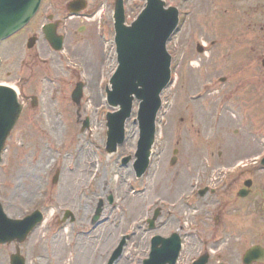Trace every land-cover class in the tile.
Returning <instances> with one entry per match:
<instances>
[{"label": "rangeland", "instance_id": "1", "mask_svg": "<svg viewBox=\"0 0 264 264\" xmlns=\"http://www.w3.org/2000/svg\"><path fill=\"white\" fill-rule=\"evenodd\" d=\"M69 1L44 0L29 27L0 50L5 60L0 84L14 87L23 78L20 102L27 95L37 96L39 103L25 109L0 167L6 213L15 219L40 210L48 221L19 246L27 264H106L126 235L124 255L116 264H143L151 237L181 226L182 235H188L183 264L199 257L205 244L228 264H238L250 245L264 246V169L256 164L246 173H230L239 162L251 164L264 155V0H164L167 8L175 6L184 14L169 44L177 83L163 94L151 168L141 179L132 164L122 165L125 157L134 162L138 103L127 122L125 144L115 154L106 152V115L115 111L105 94L117 69L115 1L99 0L100 7L87 19H69L59 29L67 35L64 51L56 53L41 26L49 14L53 22L64 20ZM88 1L90 9L97 0ZM145 5L146 0H126L127 25ZM35 34L40 40L32 53L26 44ZM197 44L205 53L197 51ZM76 67L90 80L79 107L72 93L85 78ZM86 121L89 128L82 131ZM176 149L178 159L171 165ZM244 177L255 182L254 192L240 199L236 192L242 186L235 182ZM211 182H226L225 193L193 194ZM190 195L195 198L188 204ZM100 200L105 210L92 226ZM157 208L162 210L159 230L150 232L147 220ZM66 210L74 213V223H60ZM217 236L221 245L212 241ZM16 246H0V264H11Z\"/></svg>", "mask_w": 264, "mask_h": 264}, {"label": "water", "instance_id": "2", "mask_svg": "<svg viewBox=\"0 0 264 264\" xmlns=\"http://www.w3.org/2000/svg\"><path fill=\"white\" fill-rule=\"evenodd\" d=\"M40 0H0V40L20 28L25 21L37 11ZM164 3L160 0H148L146 9L133 23L132 27L125 26V12L123 0H118L116 6V42L118 45L119 69L112 80L113 91L109 92V101L113 106H119L121 111L109 117L108 149L114 152L118 144L124 143L126 120L131 116L134 99L142 102L139 112L140 142L137 154L136 170L142 176L149 166V157L155 137V120L160 109V94L170 82L171 58L166 51V44L175 26L177 12L174 14L164 11ZM2 31V32H1ZM50 41L56 46L54 33L49 32ZM75 93V100L80 98ZM22 112L16 96L5 90L0 91V154L5 141L17 123ZM249 185V184H248ZM245 196L246 194H241ZM99 209L94 222L100 216ZM40 214L24 220L10 221L4 215L0 205V243L18 239L23 242L27 235L41 222ZM174 251L179 242L174 239ZM171 242L168 244L172 247ZM120 246L117 253L122 251ZM157 244L153 247L151 260L145 264H152L159 251ZM257 255L264 257V250L253 248L246 256V264H251ZM13 264H23L20 257H12ZM205 261V262H204ZM173 264V262H171ZM206 263V259L198 264Z\"/></svg>", "mask_w": 264, "mask_h": 264}, {"label": "bare ground", "instance_id": "3", "mask_svg": "<svg viewBox=\"0 0 264 264\" xmlns=\"http://www.w3.org/2000/svg\"><path fill=\"white\" fill-rule=\"evenodd\" d=\"M16 91L20 94V93H22V90H20V89H16Z\"/></svg>", "mask_w": 264, "mask_h": 264}, {"label": "flooded vegetation", "instance_id": "4", "mask_svg": "<svg viewBox=\"0 0 264 264\" xmlns=\"http://www.w3.org/2000/svg\"><path fill=\"white\" fill-rule=\"evenodd\" d=\"M262 30L264 31V27L262 28Z\"/></svg>", "mask_w": 264, "mask_h": 264}]
</instances>
